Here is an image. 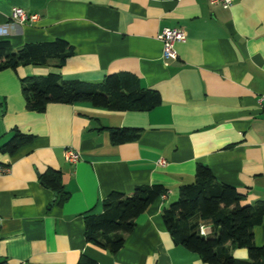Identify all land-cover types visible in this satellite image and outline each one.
<instances>
[{
    "label": "crops",
    "instance_id": "obj_1",
    "mask_svg": "<svg viewBox=\"0 0 264 264\" xmlns=\"http://www.w3.org/2000/svg\"><path fill=\"white\" fill-rule=\"evenodd\" d=\"M16 7L38 19L13 22ZM165 27L186 32L176 59L162 58ZM57 39L71 49L63 61L0 71V147L14 130L33 136L11 156L0 152L9 167L0 175V263L77 264L86 256L97 264H207L174 242L161 213L197 164L234 186L244 204L264 201V0L227 9L208 0H0V40L13 50ZM122 72L159 92L161 103L142 111L51 103L38 112L21 92L29 76L96 83ZM122 127L140 129L138 140L112 143L110 131ZM66 148L81 159L68 162ZM49 169L60 171L63 197L40 182ZM139 185L167 193L137 217L122 247L111 253L87 241L85 218L101 213L110 193ZM200 225L213 231L210 221ZM253 234L264 246V223ZM231 253L247 258L243 248Z\"/></svg>",
    "mask_w": 264,
    "mask_h": 264
},
{
    "label": "trees",
    "instance_id": "obj_2",
    "mask_svg": "<svg viewBox=\"0 0 264 264\" xmlns=\"http://www.w3.org/2000/svg\"><path fill=\"white\" fill-rule=\"evenodd\" d=\"M70 53L69 44L60 39L28 43L17 50L9 41L0 40V71L20 65H47ZM21 92L27 107L38 112L51 103H90L112 111L150 110L161 103L159 92L136 87V77L128 72L109 74L96 83L64 80L55 73L29 76L22 80ZM109 137L114 144L135 141L140 129L115 128ZM32 139V135L14 130L0 152L11 156ZM39 180L64 196L59 170L49 169L39 175ZM166 193L162 185H139L131 194L110 193L102 212L85 218L87 241L115 253L122 247L124 235L135 227L137 217ZM243 201L244 195L234 186L217 181L207 165L197 164L193 181L179 186L177 199L162 210L161 217L174 242L197 253L207 264H264V246L255 244L253 234V228L264 223V201L253 205ZM202 221H210L213 231L204 229L201 233ZM233 248L246 249L247 258H235ZM77 264L97 262L82 256Z\"/></svg>",
    "mask_w": 264,
    "mask_h": 264
},
{
    "label": "built area",
    "instance_id": "obj_3",
    "mask_svg": "<svg viewBox=\"0 0 264 264\" xmlns=\"http://www.w3.org/2000/svg\"><path fill=\"white\" fill-rule=\"evenodd\" d=\"M210 4H219L223 8H230L234 0H208ZM38 19L37 14H31L22 8L16 7L12 10L11 20L15 23H32ZM186 38V32L182 28H163L158 34V39L162 43V58L164 60L176 59L177 51L175 44L178 41H183ZM259 107L261 112L264 113V95H260L258 98ZM65 158L68 162L75 164L81 159L79 151L73 148L65 149ZM159 165H165V160L158 161ZM9 171V167L6 165H0V175H3ZM200 232L204 234V227L200 226ZM0 264H9L7 261Z\"/></svg>",
    "mask_w": 264,
    "mask_h": 264
},
{
    "label": "water",
    "instance_id": "obj_4",
    "mask_svg": "<svg viewBox=\"0 0 264 264\" xmlns=\"http://www.w3.org/2000/svg\"><path fill=\"white\" fill-rule=\"evenodd\" d=\"M54 196H55V197L57 196V192H54Z\"/></svg>",
    "mask_w": 264,
    "mask_h": 264
},
{
    "label": "rangeland",
    "instance_id": "obj_5",
    "mask_svg": "<svg viewBox=\"0 0 264 264\" xmlns=\"http://www.w3.org/2000/svg\"><path fill=\"white\" fill-rule=\"evenodd\" d=\"M176 199H177V198H176ZM176 199H175V200H176Z\"/></svg>",
    "mask_w": 264,
    "mask_h": 264
}]
</instances>
